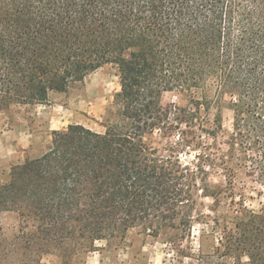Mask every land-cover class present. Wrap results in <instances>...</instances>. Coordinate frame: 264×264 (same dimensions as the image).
<instances>
[{
	"label": "trees",
	"instance_id": "obj_1",
	"mask_svg": "<svg viewBox=\"0 0 264 264\" xmlns=\"http://www.w3.org/2000/svg\"><path fill=\"white\" fill-rule=\"evenodd\" d=\"M109 63L119 69V125L54 130L42 156L0 182V215L21 218L7 242L0 216V264H52L50 254L85 264L133 228H190L198 172L145 141L157 129L183 124L187 145L198 140L202 164L225 176L200 189L218 207L238 170L264 187V0H0V130L12 104L45 103ZM166 91L188 104L164 107ZM213 94L230 96V130L220 109L212 114ZM230 219L216 218L221 263L264 264V199Z\"/></svg>",
	"mask_w": 264,
	"mask_h": 264
},
{
	"label": "rangeland",
	"instance_id": "obj_2",
	"mask_svg": "<svg viewBox=\"0 0 264 264\" xmlns=\"http://www.w3.org/2000/svg\"><path fill=\"white\" fill-rule=\"evenodd\" d=\"M120 90L119 69L117 65L109 63L88 74L84 82L73 84L62 94L51 91L52 95L48 100L52 103L70 104L79 112L76 113V119L84 121L85 125L96 131L105 132L109 124L119 125V106L115 104V98ZM212 98L216 100L212 114L220 109L224 126L230 130L233 118V112L229 108L230 96L213 94ZM161 103L164 107L186 106L188 100L179 91H166ZM37 107L39 109L36 110L35 105L12 104L3 114L0 131L27 123L31 128L37 127V115L46 106ZM179 126L170 135L164 136L163 131L157 129L146 133L144 139L150 145L160 148L164 154H171L172 150L169 149L173 148V153L179 156L182 164L198 172L199 190L194 195L197 203L191 212L187 210V214L193 215L191 227L186 231L166 229L158 236L149 235L142 227L133 228L121 244L107 246L105 242L99 243L103 248L88 252L85 264H222L224 259L220 258L216 250L222 234V227L216 224L217 215L225 214L230 219L242 202L247 208L259 211L264 199V187L242 170L237 172L233 190L226 189L222 194L220 207L213 197L204 196L200 190L204 185H208L209 190L219 189L225 176L219 170L209 169L208 165L202 164L198 156L201 151L198 140L187 145L183 134L184 125ZM202 167L209 170L208 176L205 177L200 171ZM10 171V168L3 171L0 167V176L2 177V173L8 175ZM0 216L3 238L11 242L19 230L21 218L17 212L9 210L1 212ZM44 261L61 264V259L55 254L46 255Z\"/></svg>",
	"mask_w": 264,
	"mask_h": 264
},
{
	"label": "crops",
	"instance_id": "obj_3",
	"mask_svg": "<svg viewBox=\"0 0 264 264\" xmlns=\"http://www.w3.org/2000/svg\"><path fill=\"white\" fill-rule=\"evenodd\" d=\"M57 93L62 94L58 91ZM38 105L46 107L40 110L37 115V127L31 128L27 123V125L0 131V167L3 171L11 169L13 165L25 162L28 158L42 156L52 143L54 130H65L70 124L85 125L84 121L76 119V113L79 112L73 109L70 104L52 103L48 100L46 103L36 104V110L39 109ZM8 179L9 173L8 175L2 173V177L0 176L1 182ZM101 252L103 251L101 250Z\"/></svg>",
	"mask_w": 264,
	"mask_h": 264
}]
</instances>
